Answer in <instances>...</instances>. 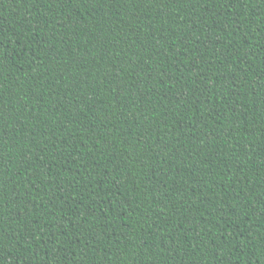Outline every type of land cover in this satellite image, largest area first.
<instances>
[{
	"label": "trees",
	"instance_id": "obj_1",
	"mask_svg": "<svg viewBox=\"0 0 264 264\" xmlns=\"http://www.w3.org/2000/svg\"><path fill=\"white\" fill-rule=\"evenodd\" d=\"M0 264H264V0H0Z\"/></svg>",
	"mask_w": 264,
	"mask_h": 264
}]
</instances>
